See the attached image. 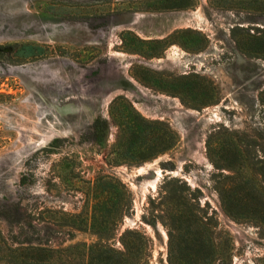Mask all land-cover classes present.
Instances as JSON below:
<instances>
[{"label":"rangeland","instance_id":"obj_1","mask_svg":"<svg viewBox=\"0 0 264 264\" xmlns=\"http://www.w3.org/2000/svg\"><path fill=\"white\" fill-rule=\"evenodd\" d=\"M0 264H264V0H0Z\"/></svg>","mask_w":264,"mask_h":264},{"label":"trees","instance_id":"obj_2","mask_svg":"<svg viewBox=\"0 0 264 264\" xmlns=\"http://www.w3.org/2000/svg\"><path fill=\"white\" fill-rule=\"evenodd\" d=\"M154 124H162L160 122H154ZM158 139H160L158 137ZM54 143L56 142V140L53 141ZM176 183V180L174 179H171V180H168L166 182H164V186L166 184V189L163 191V194L161 195V197H159V202L160 203H163L165 201H170V200H176V199H179L183 193H198L197 190L195 191H191L189 190V188L186 186L185 183H180L179 185L177 184V186H174ZM158 218V215H156V217H154V219Z\"/></svg>","mask_w":264,"mask_h":264},{"label":"flooded vegetation","instance_id":"obj_3","mask_svg":"<svg viewBox=\"0 0 264 264\" xmlns=\"http://www.w3.org/2000/svg\"><path fill=\"white\" fill-rule=\"evenodd\" d=\"M259 13H261V12H259ZM258 20H262V18H259Z\"/></svg>","mask_w":264,"mask_h":264},{"label":"bare ground","instance_id":"obj_4","mask_svg":"<svg viewBox=\"0 0 264 264\" xmlns=\"http://www.w3.org/2000/svg\"><path fill=\"white\" fill-rule=\"evenodd\" d=\"M32 4V3H31ZM7 6H8V4H7ZM26 6V5H25ZM30 7V6H29ZM28 12V11H27Z\"/></svg>","mask_w":264,"mask_h":264}]
</instances>
